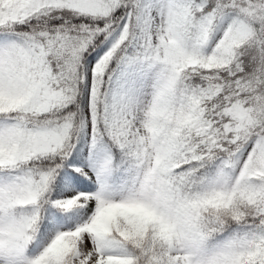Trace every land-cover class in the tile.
I'll list each match as a JSON object with an SVG mask.
<instances>
[{"label":"snow or ice","instance_id":"snow-or-ice-1","mask_svg":"<svg viewBox=\"0 0 264 264\" xmlns=\"http://www.w3.org/2000/svg\"><path fill=\"white\" fill-rule=\"evenodd\" d=\"M0 264H264V0H0Z\"/></svg>","mask_w":264,"mask_h":264}]
</instances>
